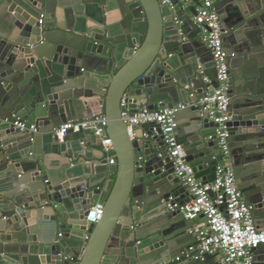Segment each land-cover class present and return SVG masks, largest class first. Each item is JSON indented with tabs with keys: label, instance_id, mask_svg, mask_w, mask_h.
Segmentation results:
<instances>
[{
	"label": "water",
	"instance_id": "water-1",
	"mask_svg": "<svg viewBox=\"0 0 264 264\" xmlns=\"http://www.w3.org/2000/svg\"><path fill=\"white\" fill-rule=\"evenodd\" d=\"M172 1L168 7L157 0H0V118L36 124L46 136L33 153L37 131L0 121V264H72L80 240L74 264H172L196 248L192 221L168 207L189 197L162 136L143 124L131 138L121 117L122 109L184 105L175 114L176 138L196 176L214 179L222 153L216 124L199 105L205 91L199 83L215 85L214 75L198 67L209 53L194 19L200 0ZM215 7L229 64V159L261 218L264 0H215ZM100 112L117 162L102 217L86 224L101 192L100 172L91 167L106 164L100 139L90 129L69 130L63 141L52 134L68 120ZM176 264L221 262L205 253L202 261L191 255ZM253 264H264V244L254 249Z\"/></svg>",
	"mask_w": 264,
	"mask_h": 264
},
{
	"label": "built area",
	"instance_id": "built-area-1",
	"mask_svg": "<svg viewBox=\"0 0 264 264\" xmlns=\"http://www.w3.org/2000/svg\"><path fill=\"white\" fill-rule=\"evenodd\" d=\"M160 6H173L172 0H157ZM196 19L201 24V40L209 50L214 70L215 85L205 88L204 95L199 100L200 111L206 112L209 121L216 124V138L222 153V159L215 167V177L210 182H204L196 176L193 168L185 160L182 144L176 138L177 122L175 114L184 105L177 104L169 107L159 102L156 109L143 105L133 114L128 109H122L121 117L131 138L136 127L150 124L153 135L162 136L167 155L172 162L174 175L179 178L185 187L189 199L181 205H168L170 209H177L186 219L192 221L189 233L196 240L195 249L183 250L181 257H190L203 260L205 253L221 257V264H253L254 249L264 244V229L257 226L254 215V206L245 201L243 193L238 187L233 168L229 159V128L231 120L230 98L228 95L229 64L228 55L223 44V30L221 20L215 7V0H200L196 7ZM39 23H42L39 20ZM201 68V65L198 66ZM206 83H211L204 77ZM124 97L121 107L125 106ZM14 128L34 133L37 125H27L21 119H4ZM106 119L102 112L90 114L86 118L68 120L53 131L58 141H63L69 130L80 131L90 129L100 139L104 152H112V141L106 135ZM160 132V133H159ZM109 165H116V158H108ZM104 202L92 204L84 217L86 224L95 223L103 213ZM202 216L200 222L193 220ZM177 256L174 260H180Z\"/></svg>",
	"mask_w": 264,
	"mask_h": 264
},
{
	"label": "crops",
	"instance_id": "crops-1",
	"mask_svg": "<svg viewBox=\"0 0 264 264\" xmlns=\"http://www.w3.org/2000/svg\"><path fill=\"white\" fill-rule=\"evenodd\" d=\"M191 17H193V16H191ZM194 19L197 22H199L198 19H196V18H194ZM139 28H140V31L141 32H145L146 25H145V23H143V20H141V22L139 23ZM141 35H140V39H141ZM135 38L137 39V41L140 40V39L138 40L137 36H135ZM201 58L204 59L205 61L203 63H201V64L198 63V66L203 64L204 67L206 68V70L213 77L214 70H213V65H212V62H211L209 53H205V54L201 55ZM204 82H205V80H204ZM198 87L205 90L204 84L199 83V86ZM168 103H169L168 101H165L164 102L165 105L168 104ZM139 128H140V126L139 127H136V129H139ZM45 137L46 136H44V133H42L41 131L38 130L36 133H34V135L32 137V140L30 141V146H29L28 149L29 150L32 149V152L34 153L36 151V149H37V144H38V146H40L42 144V141L45 140ZM94 148H96V149H94ZM94 148L90 149L92 151L91 152V156L94 157V158H96L95 156L98 155L100 152L97 150V147H94ZM98 149H101L102 150L101 145H100V147ZM102 152H103L104 160H106V162H105L106 164H103L102 163V164H100V167H97L96 169H95V167H96L95 165L91 167L92 168L91 171L94 174L96 173V171L98 173L100 172L99 173L100 176L97 177L96 180H99L98 186L101 189V192L99 194L98 200L93 201L92 204H95L96 202H99V201L100 202H105L107 196L109 195V192L111 190V187L113 185V181H114V178H115V166L116 165H109L108 164V158L109 157H115V155H114L113 152L107 153V152H104L103 150H102ZM83 163L92 164V162L91 161L89 162L88 160L84 161ZM69 166H70L69 168H76L74 170L75 175H78L79 176V174L82 173V169H81V167H79V162H76L75 160L71 159ZM8 215L9 214L4 213L2 216L8 217ZM263 219H264V217H261V218L255 217L256 224L261 229H264V224L257 223V221L258 222H261V221H263ZM201 220H202V216H199L198 218H196V219L193 220V223L200 222ZM82 245H83V240H80L79 243L77 244V246L74 247L75 250L71 254H74V256L76 257V260L75 261H72L71 260L72 264H74V262H76L79 259L80 253H78V252L81 250V246ZM185 258L186 257H181L180 260H178V261L177 260H174L172 262V264H176V263L184 260ZM217 259L220 262L222 260L221 257H217Z\"/></svg>",
	"mask_w": 264,
	"mask_h": 264
}]
</instances>
